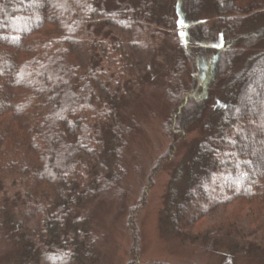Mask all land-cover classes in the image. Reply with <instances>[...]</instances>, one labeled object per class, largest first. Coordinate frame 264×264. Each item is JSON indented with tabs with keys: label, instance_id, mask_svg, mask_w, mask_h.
<instances>
[{
	"label": "trees",
	"instance_id": "1",
	"mask_svg": "<svg viewBox=\"0 0 264 264\" xmlns=\"http://www.w3.org/2000/svg\"><path fill=\"white\" fill-rule=\"evenodd\" d=\"M207 1L214 18L209 25L197 19L203 0H176L175 18L153 0L118 6L0 0V185L21 221L32 222L22 231L20 264L96 263V236L78 213L103 192H121L122 151L133 126L121 124L120 103L141 79L137 56L161 45V28L172 30L164 89L170 111L161 124L169 143L127 209L125 264H180L141 261L137 218L153 175L172 162L177 144L196 126L198 140L179 165L186 169L183 188L178 194L170 182L163 195L160 238L193 239L227 258H243L252 247L264 254V49L235 68L264 41V0ZM186 60L193 66L188 83L182 79ZM217 85L216 120L203 121ZM227 192L240 198L227 215L208 222L211 210L231 199ZM194 201L200 206L185 219ZM188 224L194 234L183 228ZM254 235L259 241H246Z\"/></svg>",
	"mask_w": 264,
	"mask_h": 264
},
{
	"label": "rangeland",
	"instance_id": "2",
	"mask_svg": "<svg viewBox=\"0 0 264 264\" xmlns=\"http://www.w3.org/2000/svg\"><path fill=\"white\" fill-rule=\"evenodd\" d=\"M112 6H118L117 2L127 0H106ZM162 13L172 15L175 18L174 4L176 0H153ZM132 5H136L138 0H130ZM208 1L203 0L198 21H203L209 25L214 19ZM183 29L184 27H180ZM115 28H112V31ZM171 29H158L160 35L156 36L161 42L159 47L142 50L137 56L144 64L141 70V79L137 81L132 92L122 98L120 103V122L123 125L132 124L133 129L125 137L126 145L122 151L126 174L119 182L121 192L117 194L115 190L103 192L91 198L82 209L79 215L85 218L86 230L96 236L95 254L97 261L95 264H125L130 257L131 237L126 225L129 206L136 204L143 189L147 185V178L156 160L167 149L169 138L162 130V122L169 114V104L165 98L164 89L168 85L167 66L171 43L169 32ZM211 38V36H210ZM169 45V46H166ZM145 47V46H144ZM264 49V41L251 46L237 61L235 68H239L246 62L247 56L256 51ZM203 63L202 59H199ZM193 66L191 61L186 60L185 70L182 73L183 81H191ZM202 78V75L200 76ZM221 86L217 85L211 89L207 109L202 120H216V113L220 107L218 101L221 97ZM199 126L192 128L182 142L177 144L172 162L163 165L152 177V182L147 188L146 203L141 208L137 223L140 237V259L146 262L153 259H165L176 263H197V264H264V254L255 247L250 248V253L243 257L224 256L219 252L203 250L201 245L193 242V239H182L179 236H167L160 238L158 211L162 206L163 195L168 191L169 183L173 182L178 194L183 188V180L186 173L184 166H179L180 162L186 159L198 140ZM106 153L101 164L107 166ZM101 169V165H100ZM179 169V170H178ZM180 172V174H177ZM177 174V175H176ZM181 175V176H180ZM174 177L176 178L175 180ZM236 194V196H233ZM227 192V197L231 199L216 205L208 215V222L218 221L222 216L227 215L235 206V202L240 198V194ZM200 206L199 201H194L185 214V219L191 211H195ZM18 206L12 199L7 197V193L1 189L0 185V264H20V254L22 249V231L29 227L30 222L21 221ZM17 211V212H15ZM264 224V221H263ZM22 228V230H20ZM188 232L194 234L195 228L188 224L183 226ZM259 241L255 236L247 238L246 241ZM235 257V258H234ZM231 258H234L230 260ZM67 264H71L68 262Z\"/></svg>",
	"mask_w": 264,
	"mask_h": 264
},
{
	"label": "snow or ice",
	"instance_id": "3",
	"mask_svg": "<svg viewBox=\"0 0 264 264\" xmlns=\"http://www.w3.org/2000/svg\"><path fill=\"white\" fill-rule=\"evenodd\" d=\"M239 111V110H237ZM262 130H264V125H262ZM232 143H235L234 141H232ZM227 155V154H226ZM232 155H235L234 153ZM243 163H248L247 161H243Z\"/></svg>",
	"mask_w": 264,
	"mask_h": 264
}]
</instances>
